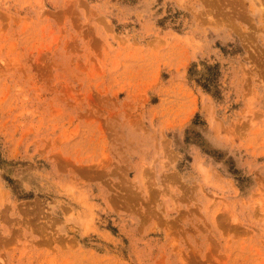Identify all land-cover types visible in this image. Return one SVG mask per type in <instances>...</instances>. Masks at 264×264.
I'll return each mask as SVG.
<instances>
[{
  "label": "rangeland",
  "instance_id": "1",
  "mask_svg": "<svg viewBox=\"0 0 264 264\" xmlns=\"http://www.w3.org/2000/svg\"><path fill=\"white\" fill-rule=\"evenodd\" d=\"M0 264H264V0H0Z\"/></svg>",
  "mask_w": 264,
  "mask_h": 264
}]
</instances>
